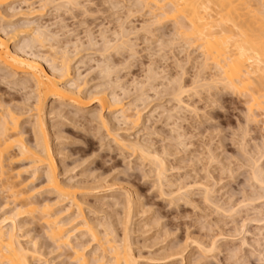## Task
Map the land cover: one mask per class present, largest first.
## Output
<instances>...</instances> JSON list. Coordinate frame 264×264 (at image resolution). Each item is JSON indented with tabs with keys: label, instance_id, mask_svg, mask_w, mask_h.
<instances>
[{
	"label": "rangeland",
	"instance_id": "rangeland-1",
	"mask_svg": "<svg viewBox=\"0 0 264 264\" xmlns=\"http://www.w3.org/2000/svg\"><path fill=\"white\" fill-rule=\"evenodd\" d=\"M65 1L27 0L28 4L16 1L12 7L16 10L26 9L31 4V7L39 9L45 5L46 10L44 12L42 10L44 15L36 18L37 23L57 32L60 46L70 43L68 46L72 58L79 50V59L73 63V66L79 70L77 72L74 70L73 76H77V73L81 72L82 81L84 79L88 81V87L91 91L104 89L106 93H109V96L115 93L123 99L125 107L130 108L128 112L133 110L132 114H135L139 108L138 112H141L142 115L139 124L135 125L131 121H124L117 112L115 113L117 119L113 120L114 123L112 122L111 128V126L103 127L94 119L93 114L95 113L96 116L97 112L101 110L99 103H95L89 108L90 111L86 112L87 114L85 111H76L74 106L70 107L66 102H62L65 107L59 106L61 104H58L59 101H55L56 104L53 102L54 105L52 104L56 109L50 107L55 111H61L57 110L59 107L63 112L62 115L49 116L50 124L54 126H51L53 129L50 128L52 130H50L52 132H50V137L52 143L55 144L54 151L59 166L58 172L63 181L75 185L79 183L80 187L79 189L76 188V194L83 200H81L83 211L87 215L88 221L96 222L94 224L98 226L102 235L110 227L111 231L116 229L117 232L114 231L113 233L116 238L125 235L123 233L126 232L123 231L126 228L128 230L126 234L130 233L129 240L131 243L129 244H131L132 253L139 262L137 264H264V179L263 181L260 180L263 182L261 184L259 177L256 180L254 174L257 163L262 166V168L260 166L262 173L260 175L264 178V108H262V112L255 106L252 116L257 115L256 119L255 121L251 119L249 122L247 116L251 113L248 108L252 101L247 102L249 101V97L245 93L247 88L241 87L238 90H231L224 89L222 85L218 84V86L213 87L200 86L196 89V91L198 90L197 93L199 92L197 94L193 88L194 82L202 75L207 79L210 78L216 69L211 64L212 66L210 65L206 71L199 73L200 51L191 43L193 42V40L191 41L192 38H189L188 35L185 37V34L182 37V29L181 32L178 30V22L174 19L163 18V20L161 19L163 24L159 19L160 24L151 26L150 24L154 23L153 19L155 18L150 8L148 9L147 6L145 8L137 7L133 4L134 0ZM129 7L131 8L129 9ZM1 9V12L8 15L12 12L10 10L5 12L3 7ZM131 9L132 11H130ZM128 14H130L129 17H127ZM6 18L9 19L8 16ZM6 18L2 20L0 17V27L9 26ZM146 23H149L150 27L149 25L145 26ZM141 27L143 29L149 27V30L148 28L141 30ZM123 30L132 32L130 34L131 41L134 40L135 43L134 41L132 43L137 46L134 45L136 48L135 56H131L132 52L129 48L117 49V46L116 49L111 48L113 51L109 49V52H104L103 55L102 51H105L101 50L104 45L103 37L105 36L111 43L115 44L117 42L116 36L121 35ZM76 41L80 44L78 50L72 45ZM92 41L96 43L94 46L91 45ZM166 42L168 43L165 44ZM36 51L37 53L39 51V53L54 55L49 44L44 49ZM105 62L112 68L108 75L101 70L102 66L107 65ZM46 65L48 66V63ZM1 68L3 71L0 69V98L4 99L5 102L9 101L7 103L11 104L10 107L13 110L15 107L16 112L25 111V115L23 114L21 117V122H23L21 127L30 130L32 123L30 122V114L32 112L26 114V110H29L28 105L33 101L34 86L31 82L26 83L23 90L24 85L14 84L13 78L7 76L9 75L8 70L3 66ZM153 70L157 74L156 76L152 73ZM149 71L152 72L149 73ZM150 75L151 78L153 76V79L150 78ZM180 77L183 84L181 81V83L179 82ZM118 82L123 87L117 85ZM172 82L174 87L171 85ZM180 84L189 89L183 95L185 102L195 107L194 110L187 108L190 112L186 107L185 109L182 108L184 111H180L183 113L179 112L181 117L176 112L171 111L170 115L168 113L177 105L171 95L175 91L173 88L177 89ZM171 91L173 92L171 93ZM90 97L92 98V95ZM89 98L87 100L91 101ZM141 98L146 101L143 102L144 99ZM259 99L263 101L264 97ZM27 100L30 103L26 102ZM22 102L24 103L22 104ZM64 109L66 112L63 111ZM105 115L109 116L110 114L105 112ZM63 116L65 117L63 118ZM115 132L116 134L120 132L119 135H123L122 137L128 142L142 143L144 141L143 143H145L149 141L152 145L151 149L154 147V150L165 158L167 167H169L167 175L169 180L173 182V186L171 184L168 187L166 183L163 184L165 186L158 183L154 162L149 159L145 160L146 158L143 160L140 154L139 157L133 150H127L129 148L126 149V146L121 145L122 143L119 144L115 141L117 138ZM26 134L24 137L27 139L29 137L28 140L32 141L31 134L29 132ZM178 135L181 136H179L180 140ZM14 162H8L9 165L7 161L5 163L9 166L8 169L10 170L11 167L15 173L18 168L22 169L25 165H29V161ZM26 166L23 168L24 170H26ZM25 172H22L18 180L28 177L30 179L29 175L31 174H28L30 171ZM40 176L39 180L33 181L34 184H29V188L40 187L41 182L44 181V176ZM199 181L203 184L200 185ZM1 184L3 183L0 181V206H3L4 203L6 205L8 200L6 206H11L8 204L12 200L10 192L4 191ZM191 184L193 187L190 186L191 188L188 189ZM94 185L96 187L103 185L102 188L100 187L102 191L99 190L101 193L98 191L99 188L94 191ZM160 186H162L161 189L164 187L163 192H161ZM205 186L210 187V189L208 188L210 191L213 189L211 192L212 199L217 204L205 203L206 200L203 198ZM175 191L180 192V194H176ZM129 192H132L131 195L135 194L132 196L129 194V197L127 196ZM167 193L170 194L167 195ZM33 196L34 199H32L37 200L36 202L40 205V202L45 203L49 199L52 204L50 212L59 210L61 207L64 210L70 205L68 200L58 202L56 205L57 203H54L56 202V194L47 193L40 189H37ZM128 197L133 205L131 204L132 207L129 211L131 219L129 221L128 218L125 221L129 209L127 206ZM216 206H219L220 209H217ZM72 207L75 208V206ZM74 208L63 211L61 215L59 214L58 220L64 222L70 220L71 222V216L73 219L76 213ZM229 210L231 212H228ZM36 214L35 216L26 214L23 217V229L25 230L22 229L21 231L23 243L28 241L27 245L30 244V246L32 243L33 245L36 243L40 249V255L37 254L32 258V260L35 259L32 264H45L47 260L52 261L50 262L52 264H77L78 262L72 261L75 257L72 249L65 247L61 248L60 251L59 249L56 250V245L52 243L48 234H45L46 228H44L45 225L43 227L44 223L41 221L42 215L40 217V214H37L38 216ZM70 214L71 216H69ZM63 221L62 223L66 224L64 227L66 231L71 227L74 229L76 224L80 228L81 233L78 229L79 232L75 231L76 233H74L77 236L73 237L75 238L73 244L76 241L75 245L78 242V245H81L82 242L83 246L86 243L88 247L89 243L94 241L86 229H83L84 225L82 226V224L84 223L80 218L73 219V222L68 224ZM122 223L129 227L124 226L123 228ZM82 230L87 233H83ZM78 237L79 239H77ZM243 238H246V241ZM212 241L216 242L217 247L213 251H207ZM243 242L245 243L243 244ZM91 243L85 251V254H88L86 256L87 263L85 260L86 264H92L90 263L91 258L102 254L101 249L97 248V241ZM200 245H203L205 249H202ZM235 249L236 252L233 253ZM97 250L99 252H96ZM176 253L177 255H175ZM173 254L174 256H172ZM106 256L108 259L109 253Z\"/></svg>",
	"mask_w": 264,
	"mask_h": 264
},
{
	"label": "bare ground",
	"instance_id": "bare-ground-1",
	"mask_svg": "<svg viewBox=\"0 0 264 264\" xmlns=\"http://www.w3.org/2000/svg\"><path fill=\"white\" fill-rule=\"evenodd\" d=\"M16 1H21V2L28 4L27 0H0L1 19L5 20L6 16L9 17V19L6 18L7 19L6 22L8 23L9 26L8 27L6 26V28L2 26L0 27V69L3 71L1 66L6 68L9 73V75L6 74L7 76H9L8 78H11V79L13 78L12 80L14 84L19 83L21 85H24V87L21 86L22 89L26 87L25 85L26 83L29 84V82H31L33 84L32 86H34L33 92L35 95L33 96L32 94L33 96L32 103L28 101L30 100L28 98H27L28 100L26 101L30 103L28 105L29 110H26V114L29 112H32L30 114L31 115L30 122L32 123L30 124L29 122V124L31 125L30 130L23 128V126L21 127L23 123L21 122V117H23V114L25 111L21 112L19 109L21 113L16 112L15 111L16 108L14 107V110H13V108L10 107L11 104L7 103L9 101L5 102L3 101L4 99L2 100L0 98V181L3 183L1 184V186L4 188V191L7 190L10 192L9 194L12 199L8 203L9 205L11 204V206H6L9 200L6 202V205H4L5 204L4 203L3 206H0V212H2L0 214V264H32V261L35 260V259L32 260V258L35 257V255L40 253L39 247H37L36 246L37 244L34 242L35 240L33 241L35 245H33V243L31 242L32 246H30L29 244L30 242L28 243L29 245H27L28 241L26 243L24 242L25 243L24 244L21 238L23 237V234L21 233L23 229V222H22L23 217L26 214L28 215L32 214L35 216V213H37L38 215L40 214V217L42 215L41 217L42 219L39 217L38 218L41 219V221H43L44 223V224L42 223L43 227L45 225L44 228H46L45 229L46 232L45 231L44 232L45 234H48L52 243L56 245V250L59 249L60 251L61 248H65V247L66 249L67 247L72 249L73 253L75 254L74 255L75 257L72 256L74 258V260H72L73 262L76 261L75 263L78 262L80 264H84L86 260V263H87L88 260L86 259L87 258L86 256H88V254L86 255L85 251H87L86 249L90 247L89 245L92 244L91 242L97 241V244H98L97 248L101 249L100 251H102V254L100 253H99L100 255L97 254L98 257L95 256L97 257L96 259L95 257L94 258L92 257L93 259H95V261H93L94 264H137L138 260L136 259L135 255L132 253L133 251L131 248V244H129L131 243V241L129 240L130 233L126 234L128 230L125 228V231L123 232H126V233H123L125 235L120 237L121 239L117 236L120 240L116 238V236H113L114 231L115 233L117 232L116 229L113 230L114 227L112 228L113 231H111V227L110 229L108 228L110 232H108V230L105 228L107 231L105 230V233H103L102 235V232L98 230V226L94 224L96 222L93 223L91 221H88L86 217L87 215L84 214L83 202H82L83 200L80 197H78L76 194L77 193L76 190L79 189L80 187L78 185L79 183L77 185L71 184L66 181H63L60 178V173L58 172V169H59L58 161H57V158L55 156V151H54L55 144L52 143V140L50 137V132L52 131L51 129L53 128H51L52 125L50 124L49 116H52L54 114L62 115L63 112H61L62 111L61 108L59 109L58 107L57 109L61 111H55L54 109L56 108L53 107V105L56 104V102L58 101H59L58 104L61 103L59 106H64L62 105V102L64 103L66 102L68 103V106L70 107L74 106L76 111H82V112L85 111V113L86 112L88 113L90 111L89 108H91L95 103H99L101 106V110L99 111L97 110L98 112L96 116H95V113L93 114V116L95 117L93 118L97 120L99 124L102 125L103 127H110L112 125L113 120L117 119V115L115 114L117 112L120 115V117L124 119V121L126 122L131 121L133 124L137 125L139 124V121L142 117V115L140 114L141 112H138L139 108L138 109L136 108L137 112L135 114L134 113L132 114L133 110L128 112L130 108L125 107V104H124L125 102H123V99H121L115 93H112L111 96H109L108 95L109 93H106L104 89L91 91L90 88L88 87V81L85 79L82 81L81 72H78L77 76H73V73H74L73 71L76 70L77 72L79 70V69L77 70L73 66V63L77 59H79L78 49L80 47L79 46L80 44L77 41L72 43L73 47H75L76 50H78L76 51V54H74V58H72L73 56L70 55V51H69L70 47L68 46V44L70 43L66 44L65 46H60L59 45L60 41L58 39L59 38L58 33L52 31L51 28L39 25L37 23L36 18L44 15L43 12L44 10H46V8H44L45 5H43L39 9H36L34 7H31V4H29V7L26 9L21 8V9L16 10L15 8L12 7V4L15 3ZM71 1L73 0H66L65 2H71ZM133 4L137 7L139 6L140 8L141 7L145 8L146 6L148 9L150 8V11L152 12L155 18L153 19L154 23L150 24L151 26H153V24L157 25V23L160 24L159 19L163 20V18H166L168 20L174 19L175 21L178 22V23L176 22L177 25L179 26L177 27L179 31L182 29V34H181L182 37L185 34V37L189 36V38H192L191 41L193 40V42L191 43H193V46L199 49L200 51L199 65H198L199 73L200 71L201 73L206 71V69H208L211 64L214 65V68L216 69V71L214 72V74L211 75L210 78L207 79V77L202 75L203 77L200 76V78H198V80L194 82L195 85L193 88L195 91L200 86L213 87V86H216L217 84L222 85L224 89L228 88L231 90H238V89H241V87L242 88L245 87L247 88L246 89L247 92L245 93H247V96L249 97V98L247 97L249 100L247 102L252 101V103H249L250 106L248 105L249 106L248 110L251 113V115L247 116V118L249 122L251 121V119H253L252 121H255L256 119L255 117L257 115L252 116V113L254 112L253 108L256 106V108L260 109L261 111L263 110L262 108H264V105H262L264 104V99L263 101H261L262 99H259V98L264 97V0H134ZM2 7L3 9L5 8L4 9L5 12L6 11L8 12L9 10L12 11L11 14L8 15L7 13L1 12ZM131 7H129V9ZM165 7H169V8L165 9ZM130 11H132V9ZM133 12H134V8H133ZM129 15L130 14H128L127 17H129ZM162 20H161V23L163 22ZM148 25L149 23H146L145 26H148ZM149 27H147L148 30H149ZM147 28L144 27V29H147ZM142 29L143 28L141 27V30ZM183 29L185 30L184 32L186 33L183 32ZM129 30H123V32L120 31L121 35L116 34L117 32L119 33V31L115 33L117 35L116 36L117 38H115L117 39L116 43L120 42L118 45H116V43L115 44L111 43V41L108 40V38L104 36L103 37L104 45L102 47L103 49H101V50H105V51H102L103 55H104V52L105 53L109 52V49L111 48L116 49V46H117V49L118 48L119 49L129 48V50H131L132 52L131 56H135L136 54L135 52L136 48H134L135 41L132 40L134 41V43H132L131 38H130V34H132V32ZM136 32L138 31L136 30ZM167 43L168 42H166L165 44ZM13 44L15 45L13 46ZM48 44H49V48L53 51L54 55H50V53L48 55L47 53L45 54L41 52L39 53V51L37 53L36 50L44 49L46 45ZM95 44L96 43L92 41L91 45L94 46ZM45 62L48 63V66L46 65ZM108 65L109 64L102 66L101 68V70H103V72L107 75L110 74L111 73L110 71L112 70V68ZM150 72L152 71H149V73ZM154 72L155 71L153 70L152 73ZM156 75L157 74H155L154 76ZM150 78H151V75H150ZM151 79H153V76ZM178 79L179 78L177 77V80ZM181 79L182 78L180 77L179 82L181 81ZM173 82L171 83V85L173 84ZM119 83L120 82H118L117 85H120ZM182 84H180L177 89L173 88L175 89L174 92L171 91V93L173 92V95L171 96L174 98L177 105L175 104L176 105L174 108L175 111L174 109L173 110L170 109V112H168L169 115L171 111L176 112V113H179V112L183 113L184 111L183 109H185V107L186 109L187 108L188 109L192 108V110L195 109V107H193L192 104L185 102L183 95L184 93L188 92L189 89H186L188 87L183 86ZM27 88L29 89V87ZM30 88H31V85H30ZM137 90L139 89L137 88ZM245 93L243 94L245 95ZM90 95H92V98L90 97ZM88 98L91 101L87 100ZM141 99L143 100L144 98H141ZM144 101L146 100L144 99L143 102ZM53 102L55 103L53 104ZM23 103L24 102H22V104ZM50 107H53L54 109L53 108L50 109ZM180 110H183V111H180ZM63 111H65V109ZM105 112H108L110 115L106 116ZM175 116L177 115L175 114ZM64 117L65 116H63V118ZM179 117H181V114L179 115ZM27 132L31 134L32 141L28 140L29 137L28 139L24 137V135ZM119 133L116 134L115 132V137H117L115 141H117L119 144L122 143L121 145L126 146V149L129 148L127 150H133V152L136 155L138 154L139 156L140 154L143 160L144 158H146L145 160L149 159L152 162H154V164L156 165V171H155L156 177L158 178L157 180L159 181L157 182L160 183L161 185L166 183V185L168 184L167 186L169 187V185H171L173 182L169 180L168 178L167 173H168L169 167H167L168 164L165 162L164 160L165 158H163L162 155L159 154V152L155 151L154 147H152L153 149H151L152 145H150L151 143H149V141L148 142L146 141L145 143H143L144 141L143 142L141 141L142 143L128 142V140L124 139L122 137L123 135L121 136L119 135ZM178 134H181V133L178 132ZM179 136L180 135H178V138ZM119 144L117 145L119 146ZM122 148L124 149L123 146ZM259 148H262V147H259ZM263 152H264V149H263ZM262 157H263V154H262ZM6 161L8 165H9L8 162L10 161L11 162L17 161L18 163L19 161H25V162L29 161V165L28 166L25 165L27 167L26 170L23 169L25 167L24 166L22 168L23 170L21 168L20 169L18 168L17 172L15 173L13 172L14 170H12L11 167H10V170L8 169L9 166L6 165L5 163ZM17 162H14V163H17ZM253 162L255 163L256 160ZM256 164H255L256 167L254 170V174L256 177L255 179L256 180L259 179V181L260 180L263 181L264 178L263 176H261L262 173L260 170L262 166L260 165L261 166L260 168L259 164L257 165ZM10 165H12V163H10ZM11 170H12V173H11ZM21 171L22 172L26 171L25 173H27V171H30L28 172V174H31L29 175L30 179L28 177L26 179L24 178L23 180L22 179L18 180L19 179L18 177L22 175ZM40 175L44 176V181L41 182L40 187L38 186V188L37 187L29 188L31 183L34 184L35 179L39 180V178L41 177ZM258 175H260L262 179H260L261 177ZM263 182L260 181L261 184H263ZM202 184L200 182V185ZM102 186H99V187L95 186V188L93 189L95 191V189L99 188L98 189L99 191L101 190L100 187L102 188ZM190 186L193 187L191 184L189 185L188 189L191 188ZM207 186H205L204 188L205 195L203 198L206 200L205 203L208 202V204L210 203V205L211 204L214 205L216 202H214V200L212 199V193H211L213 189L210 191L209 190L210 187H207ZM161 187L162 186H160V189ZM183 188L187 189L186 187H183ZM37 189H40L41 191H45L47 193L48 192L55 193L57 196L56 202L54 201L53 202L55 204L57 203L56 205H58V202L61 203L64 200L65 201L68 200L70 205L68 208L65 206L68 210L66 208H64L63 210V208L61 207L62 208L61 209L59 208L60 207L59 206L58 207L59 210L56 209V211L52 210V212H50L51 211L50 209H52L51 207L52 204L49 202L50 201L49 199L45 203L39 201L41 205L38 204V202H36L37 200L36 201L33 200L34 199L33 195ZM162 190H164V187L163 189H161V192H163ZM171 191L173 192V190ZM131 193L129 192L127 196H129V194L131 195ZM170 193H167V195ZM178 193L180 194V192H177L176 194ZM174 194H172L173 197H174ZM129 197H128L129 200L127 199L128 203L126 201L127 206H129V209L128 211L126 210L128 213L126 214L127 218H125V221H127L126 219L128 218H129V221L131 219V216H130L131 214L129 215V211L133 205L132 204L133 202L130 200ZM72 206H75V208ZM71 207L74 208L75 209L74 212H76L75 214L73 212L74 214L73 219L80 218L82 220V223H84L82 224V226L84 225L83 229L84 230L86 229V231L91 236L92 240H94V241H91V238H89L90 239L89 241L91 242L90 243L88 242L89 243L88 247L86 246V243L83 246L82 242H81L82 246L78 245L79 242L77 245H75L76 241L73 244V239H75L73 237L77 236V234L74 235V233H76L75 231H78L80 229L77 227L78 226L77 224H76L77 228L73 225L75 227L74 229L71 227L69 230L66 231V228H64L66 224L62 223L63 220L61 221L58 220L59 214L61 215L63 211L64 212L69 211V209H72ZM216 207L217 209H220L219 206H216ZM231 210H229L228 212H231ZM69 216H71V214ZM73 219L71 216V220H72L71 222H73ZM68 221L69 222H64V221L63 222L67 224L71 223L70 220ZM99 226L101 225L99 224ZM124 226L127 227L128 225L126 226L123 224V228ZM24 230L25 229H23V231ZM84 230H82L83 233L85 232ZM79 233H81V231ZM77 239H79V237ZM244 243L245 242H243V244ZM200 247L202 249H205L203 245H200ZM216 247H217L216 242L212 241L209 250H207V248L206 250L213 251L216 249ZM98 250L96 252H99ZM96 252L94 251V253ZM107 252L109 253L108 259H107L108 256H106V254H108ZM235 252H236V249L233 253ZM175 255H177V253ZM172 256H174V254ZM92 258H91L90 263L93 264ZM50 262L52 261L47 260L45 264L46 263L52 264Z\"/></svg>",
	"mask_w": 264,
	"mask_h": 264
}]
</instances>
